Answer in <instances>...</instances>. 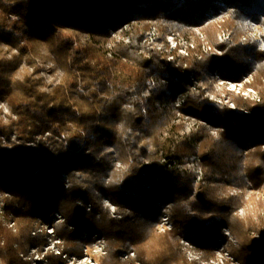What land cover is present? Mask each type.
<instances>
[{
  "label": "trees",
  "instance_id": "trees-1",
  "mask_svg": "<svg viewBox=\"0 0 264 264\" xmlns=\"http://www.w3.org/2000/svg\"><path fill=\"white\" fill-rule=\"evenodd\" d=\"M216 2L232 5L220 27L212 21L219 13ZM151 21L164 41L173 33L194 34L200 26L223 54L197 50L168 60L160 50L146 53L141 42ZM125 23L131 25V41L108 47L110 30ZM254 23L264 24V0H0V98L19 116L0 122V136L18 135L8 145L0 141V181L10 192L5 210L15 222V227L0 222L1 264H30L28 249L42 251L49 243L46 230L39 229L53 223L56 211L66 218L53 236L60 239V253H48L46 264H69L71 257L82 256L90 246L84 231L106 238L101 264H127L120 258L122 248L136 250L148 264H190L176 232L156 233L159 207L169 200L176 201V224L196 231V244L207 255L229 227L242 244L233 246V253L248 264H264V239L255 237L264 235V214L241 218L236 211L242 198L219 192L226 185L264 182V129L194 92L183 111L222 129L217 136L206 126L181 135V125L173 123L175 95L165 93L167 86L174 93L189 86L191 74L227 67L238 74L254 71L264 95V44L239 41ZM221 27L232 29L234 39L219 41ZM13 48L18 52L8 57ZM44 48L65 71L63 83L50 92L33 77H15L22 60L32 62ZM80 81L77 98L72 93ZM149 86L153 92L143 98ZM260 108L264 96L255 109ZM46 132L51 136L37 140ZM33 141L40 149L29 144ZM247 142L256 148L244 157ZM113 145L129 168L122 181L107 182L116 159L108 149ZM198 146L205 183L195 186L183 165ZM105 195L120 218L104 206ZM79 197L91 203V211L77 203ZM153 239L160 250L148 247Z\"/></svg>",
  "mask_w": 264,
  "mask_h": 264
},
{
  "label": "rangeland",
  "instance_id": "rangeland-1",
  "mask_svg": "<svg viewBox=\"0 0 264 264\" xmlns=\"http://www.w3.org/2000/svg\"><path fill=\"white\" fill-rule=\"evenodd\" d=\"M216 4H218L216 6H219V10H218L219 13H215V15H213L212 21L214 23H217L219 26V24L222 23L226 18L230 17L232 5L226 4V3L223 4L221 2H216ZM10 17L12 19L14 18L19 19V17L15 15H11ZM122 28L123 27H121V29ZM152 28L156 29V36H155L156 38L154 40H152V38H148L149 41L145 43L146 41L144 42V38L145 36L147 37L151 34ZM121 29L119 28L114 31L110 30L111 39L108 42V47H112L115 41H125V43H129L131 41V35H130L131 33H128V30L131 31V25H129L126 29H123V30ZM229 34H231L230 39H228ZM176 35L179 38H183L184 41H180V44H179V47L182 49H176V50H173L172 52L170 49V46L169 48H167L165 47L163 43L157 42V40L160 39L159 31H158L156 23L154 21H151L147 31L145 32L142 38L141 44L142 46L145 44L146 45L153 44L154 46L153 45L151 46L157 48L155 50L160 49L161 52H165L167 54L168 60H174L177 56L188 57L191 55L193 51H197V50H200L203 52H211L216 57H219L223 54V51L220 49V47L212 45L208 42L207 34L203 30V28L200 26L194 29V34L185 35L182 33H176ZM217 35H218L219 41L225 42V41L233 40L236 33H234L232 29L221 27ZM250 39L255 40L257 43L261 45L264 44V24L254 23L248 26L245 32L241 35L239 41L245 42ZM146 48L148 47L146 46ZM143 51L144 52L146 51V53H149L151 50L147 49ZM16 52H18L17 49L13 48L8 53V57H11ZM32 58H33L32 62H30L27 59H24L18 65L17 69L15 70V77L17 79L24 80L28 76L33 77L34 79L38 80L40 88L46 92L52 91L54 88L60 86L63 83L65 71L63 67L56 62L55 55L49 52L48 49L46 48L42 49L39 54L33 55ZM220 68H223L228 71V75H226V77L224 78L233 80V81L237 80L238 82L242 80L241 83L239 84L240 86H238L235 89L234 85H229L230 83L224 82V81L222 82L221 80L215 78L212 75L215 69L209 70L200 76L196 75V77L199 78L200 80L199 83H201L202 86H198V88H193L190 86L191 83L189 84L188 88L190 87L191 88L188 94H186L185 96L186 100L188 99V96L190 94L194 92H200L209 101L225 106L226 108H228L235 114L246 117L254 125H258L259 127L264 129V108H260L258 110L255 109L256 107L263 104L264 95L261 89L258 86H256V77H255L254 71H246L243 74H238L237 72L227 67H220ZM220 68H217V69H220ZM173 78L176 79L177 76H174ZM165 82L168 83L167 80ZM263 84H264V79H263ZM152 87L149 86L148 88H146L142 92L141 96L143 98L150 97L154 89V87L153 88ZM167 89H170V88L168 86L165 87L166 95L168 94L166 91ZM82 91H83V84L80 81L78 86L75 88L72 94L78 98L79 93ZM173 98L175 100V97ZM180 100L182 101V97H180ZM174 105H175L176 111H175V117L173 118V123L181 125V128H180L181 135H184V136L189 135L197 131L201 126H206L210 129V132L212 135L217 136L219 131L222 129V127H219V126H216V127L211 126L208 123H205L202 120L198 119V117L194 118L191 115H187V113L183 111V107H184L183 104L178 105V101L177 102L174 101ZM126 107L133 109L134 104L128 102L126 104ZM252 114H254V116ZM18 119H19V116L17 112L13 110L10 102L7 99L0 98V122L11 123ZM14 133L18 137L15 131ZM4 134L10 135V134H13V132L4 133ZM49 136H51V134L48 133L43 136H36V138L39 141L40 140L44 141ZM63 136L65 137V135ZM31 143L32 142L29 143L31 146H33L34 148L40 149L38 141L33 142L35 145ZM198 148L199 146L197 147L196 152H194L193 154L185 158V162L183 165V167L194 176L195 186H197L200 183H205V173H204L203 161H202V157L200 155ZM255 148L256 146L253 145L252 142H247V147L243 149L244 157H246L248 152L254 150ZM108 149L114 152L116 159H115L114 169L110 173L109 177H107V182H110L112 180L122 181L125 171H127L129 168V163L125 162L119 157V149L116 146L114 145L110 146ZM194 155H197L199 157L200 160L199 162L197 161V163L198 165H200L203 171L202 180H200L199 182H196V178H195L196 173L194 174V172H191L189 170V168L192 167L193 169V166H196L195 161L192 162L193 160L192 156ZM188 158L190 159L189 163H187ZM117 160H120L122 162L123 164L122 167L121 165L116 164ZM194 170L196 171L197 168H195ZM219 192L224 197L240 196L242 198V205L236 211V215H238L241 218H247V216L251 215L253 218L257 219V217L260 216V214H264V182L259 186H257L251 180L249 181V183L243 186L226 185L225 187H220ZM105 197L110 198L111 200L110 196L105 195L104 198ZM168 203H170V212L172 214L171 215L172 220L174 221V227L173 229H169L166 231H159L157 229V223H158V220H157L156 227H155L156 233L158 235H163V234H166L172 231L176 232L178 235L179 244L183 251V254L185 255L186 259L188 260L190 264H248L245 260L237 257L233 253L232 247L233 246L241 247L242 244H241L240 239L232 232V230L229 227L223 228V234L219 237L217 244L211 247V254L207 255L205 250L203 248H200L196 244V241L198 238V234L196 233V231L192 230L190 227L181 226V225L176 224V221L173 215V207L176 205V201L169 200L168 202L162 204L159 207L160 208L159 213L162 212L163 206ZM103 204L105 207L108 208L111 215L114 217L113 211L111 210L110 206L107 205V203L104 201H103ZM116 210H117V207H116ZM60 213L62 212L60 211ZM55 215L57 216V213ZM120 217L121 216L119 215L118 218ZM158 219H159V214H158ZM3 220L1 222H3ZM8 220H10L9 217H8ZM62 222L64 221L59 220L58 218V220L56 221V224L62 223ZM13 223L14 224H12V226L9 224V227H15V222ZM85 232L86 231H84V233ZM89 236L90 234H87V236L83 235V238H85V240H90V246H89V249H87L88 256L87 258H84L83 262L81 261L77 264H86V262H89L90 260L89 254L92 256H96L97 261H98L97 263L101 264V259L105 254L102 255L100 258L99 256L103 254L105 250L107 251V240L104 236L96 237V235H94L92 238H90ZM255 237L257 240H260V241L264 239L263 233H257L255 234ZM93 238H96V239L98 238V240H94ZM147 245L152 250L154 249L160 250L162 248L160 245H158V241H156L155 239L149 241ZM31 249H33V247L28 249L29 251L28 258L24 257L25 259L26 258L28 259L30 264H36L37 262L46 264L48 262V259L46 258L48 253H51V252L54 253L56 251L53 244L48 245L46 248L44 247V249L41 252L37 251L36 249H33V250ZM223 249L224 251H226V253L222 251ZM122 250L123 248L120 251V258L123 261H125L127 264H137L139 262L140 264H148L145 261L138 258V252L136 250L127 249L129 251L135 252V255L129 259H125L121 256ZM227 252L229 255H225L227 254ZM43 253H44V257L42 258ZM90 262L91 264H96L94 261H90Z\"/></svg>",
  "mask_w": 264,
  "mask_h": 264
},
{
  "label": "built area",
  "instance_id": "built-area-1",
  "mask_svg": "<svg viewBox=\"0 0 264 264\" xmlns=\"http://www.w3.org/2000/svg\"><path fill=\"white\" fill-rule=\"evenodd\" d=\"M130 24L129 23H125V24H123V25H121L119 28L121 29V27H123L121 30H123V29H126L128 26H129ZM118 28V29H119ZM117 30V29H116ZM230 35L231 34H229L228 35V39H230ZM156 29L155 28H152V32H151V34L149 35V36H145V38H144V42L145 43H147V41H149V39L148 38H152V40H154L156 37ZM182 39V40H181ZM129 40V39H128ZM180 41H184L183 40V38H179V37H177V35L176 34H171V35H169L168 37H167V39H166V41H164V40H157V42L158 43H163L164 45H165V47H167V48H169V46H170V49H171V51L173 52V50H176V49H182V48H180L179 47V44H180ZM165 42V43H164ZM171 43V44H170ZM146 45V44H145ZM145 45H143V50H147V49H149V50H153V49H157V48H155V47H153L154 45L153 44H149V45H146L148 48H146V46ZM151 45H153V46H151ZM161 48V47H160ZM158 50H160V49H158ZM185 50V49H184ZM215 78H217V79H219V80H221L222 82L224 81V82H228V83H230L229 85H234V87H235V89L238 87V86H240L239 84L241 83V81H237V80H229V79H226V78H224V77H226V75H228V71L227 70H225V69H223V68H220V69H215L214 70V72H213V74H212ZM190 78H191V87H193V88H198V86H202V84L201 83H199V78H197L196 77V75H194V74H191V76H190ZM190 87V88H191ZM190 88H188V86L186 87V88H184V89H182V90H179V91H176V93H174L171 89H167L166 91H167V93L169 94V95H175V101L177 102L178 101V105H181V104H183L184 105V103H186V94H188V92L190 91ZM180 97H182V101L180 100ZM187 115H191V114H187ZM253 116H254V114H252ZM191 116H193L194 118H197V116H194V115H191ZM198 119H200V120H202L203 122H205V123H207L205 120H203V119H201V118H199L198 117ZM49 132H46L45 134H48ZM17 140V136H16V134L13 132V134H10V135H5V134H2L1 136H0V141H1V144L2 145H8V144H10V143H12V142H14V141H16ZM34 142V141H33ZM31 143V144H34V143ZM37 142V141H36ZM35 145V144H34ZM193 158V160H192V162L193 161H195V163H196V166H193V169H192V167L191 168H189V170L191 171V172H194V174H195V178H196V182H199L200 180H202V176H203V171H202V168L200 167V165H198V163H197V161L199 162V157L197 156V155H194V156H192ZM189 158H188V162L187 163H189ZM116 164H118V165H121V167L123 166V164H122V162L120 161V160H117L116 161ZM198 166V167H197ZM195 168H197V170L195 171L194 169ZM69 186H70V180H69V178L67 177V175L65 176V188L66 189H68L69 188ZM8 196H10V192L8 191V189H7V186L6 185H4L1 181H0V222L3 220V218H4V220H3V223L5 222V224H10L11 226H12V224H14L13 223V221L11 222L10 220H8V218H7V213H6V210H5V199L8 197ZM103 201L104 202H106L107 203V205H109L110 206V208H111V210L113 211V215H114V217H118L119 215H118V213H117V210H116V205L110 200V198H107V197H105L104 199H103ZM77 203L79 204V205H81V206H83L87 211H91L92 210V205H91V203H86V201L84 200V198L83 197H79L78 198V200H77ZM57 213V216L55 215ZM172 214H171V212H170V203H168V204H165L164 206H163V209H162V212H160L159 213V219H158V223H157V229L159 230V231H166V230H169V229H173V227H174V221L172 220V216H171ZM59 218V220H63L64 222H65V220H66V218H65V216L62 214V213H60V211H56L53 215H52V224H47V225H45L43 228H40L39 229V231H42L43 229H45L46 230V232H47V234L49 235V243L45 246V248L48 246V245H50V244H53V246H54V248L56 249V253H60V249L58 248V246H57V243L58 242H60V239L59 238H53V236L55 235V225H56V221L58 220V218ZM8 220V221H7ZM7 221V222H6ZM48 230V231H47ZM87 234H90V238H92L94 235H96V237H98L99 235H97V234H92L91 232H89V231H86L85 233H84V235L85 236H87ZM92 234V235H91ZM94 240H98V238L96 239V238H93ZM100 239V238H99ZM33 249H36L37 251H39V252H41L39 249H38V247H33ZM33 249H31V250H33ZM87 249H89V246L88 247H86L85 248V250H84V254L82 255V256H80V257H71L70 259H69V263H71V264H77V263H79V262H83L84 261V258H87V256H88V254H87ZM222 251H224V249L222 250ZM106 250H105V252L103 253V254H99L100 256H99V258L102 256V255H104V254H106ZM224 253H226V251H224ZM135 255V252L134 251H129V250H127V249H123L122 250V252H121V256L123 257V258H125V259H129V258H131V257H133ZM225 255H229L228 254V252H227V254H225ZM89 262H86V264H91V262L90 261H94L96 264H98L97 262V258H96V256H92V255H90L89 254ZM224 256V255H223ZM222 256V257H223ZM24 257H26V256H24ZM44 257V253H43V256H42V258ZM37 263H39V262H37ZM36 263V264H37ZM39 264H43V263H39ZM137 264H140V262L139 263H137Z\"/></svg>",
  "mask_w": 264,
  "mask_h": 264
}]
</instances>
